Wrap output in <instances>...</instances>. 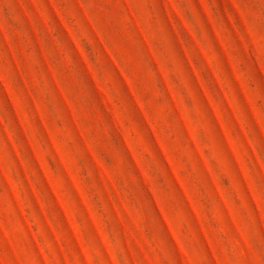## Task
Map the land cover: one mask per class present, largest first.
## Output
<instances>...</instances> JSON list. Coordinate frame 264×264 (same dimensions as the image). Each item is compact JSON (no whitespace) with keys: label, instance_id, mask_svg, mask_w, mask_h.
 Segmentation results:
<instances>
[{"label":"rangeland","instance_id":"rangeland-1","mask_svg":"<svg viewBox=\"0 0 264 264\" xmlns=\"http://www.w3.org/2000/svg\"><path fill=\"white\" fill-rule=\"evenodd\" d=\"M0 264H264V0H0Z\"/></svg>","mask_w":264,"mask_h":264}]
</instances>
